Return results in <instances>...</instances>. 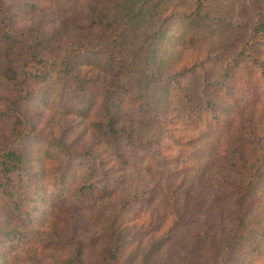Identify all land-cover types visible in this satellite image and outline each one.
Masks as SVG:
<instances>
[{"label": "rangeland", "instance_id": "1", "mask_svg": "<svg viewBox=\"0 0 264 264\" xmlns=\"http://www.w3.org/2000/svg\"><path fill=\"white\" fill-rule=\"evenodd\" d=\"M174 1L176 6L161 0V5L158 7L161 11L175 7L178 16L157 19L155 21L157 26L151 28L148 27L150 22L146 20V17L154 13V10L150 9L139 17L141 22L134 25L130 33L126 29L123 35L112 36L109 41L100 42L94 41L93 38L98 34V30L89 29V22L91 17H98L101 13L113 12L114 15L120 6L117 7L113 0H1L5 16L0 14V55L7 50V55L12 58L15 56L12 51L8 50L10 46V41L7 42L6 39L8 35H15L13 41H31L25 48L28 49L30 46L28 51L32 46L37 45L38 51L44 55L53 53L51 56L57 54L60 47L65 48L73 42H90L100 45L98 50L102 54L101 57L95 56L90 65L84 66L77 74L81 78H87L85 83H80L83 94L87 93L95 97L100 93L96 85L89 79H95L98 84L116 85L124 87L126 91L138 92L141 89V76H136L137 74L125 75L119 67H110L105 61L111 56L129 50L125 43L135 46L138 50L136 57H139L141 65L152 75H155L148 81L150 88H146V105L150 111L149 116L155 119L148 121V124L146 123L142 128H136L141 138V149H143V152H139L137 155L142 157L144 154H148L150 141L153 142L152 138L155 137V140L160 141L162 145L161 149L157 150L162 152L161 158L174 160L162 162V168L165 173H170V177L165 178L162 188L152 191L147 189L149 185L154 184L153 179L150 178L153 169L142 164L141 159H138L137 165H131L132 177L127 186L129 193L135 194V198L130 201L120 194L110 200L104 199L97 203H92L90 200L82 202L78 197L70 195L58 197L61 194L67 195V192L60 193L59 191L55 195L51 186L54 185L57 175L60 174L64 161L58 157L56 152H53L50 161L46 162L45 174H42L43 160L38 149L43 151L47 147L46 140L54 141L61 136L64 144L71 143L76 139L75 147L71 151L73 156L91 150L96 155L100 153L98 154L99 158H102V153L112 145L110 143L108 146L100 145L102 141L109 142L104 138L100 114L93 113L100 104L93 108L89 119L83 120L75 115L67 114L74 106V104L65 101L68 91L63 100L65 102L58 103L56 106L46 105L47 103H42L39 97L35 98L26 107L34 127V133L31 134L32 138L24 140L22 146L29 151L30 162L28 163L36 176L33 179L35 188H33V194H19L15 199L12 197V202L19 205L27 196L29 200L33 201L30 207H33L35 212L30 216L32 225H20L22 214L20 209H16L20 206H11L4 194H0V211H6L11 206L13 215L11 226L9 225L1 231L11 232V237L7 239L10 242L8 244L0 241V264H264V255L259 259L250 256L248 246L233 247L232 252L236 251L237 257L232 260L229 258L226 261L223 259L227 251L228 234L232 225L229 221L231 205L228 204V201L217 199L216 203L223 204L214 208V211L210 212L208 216H202L200 221L198 219L201 216L189 214L190 211H193V206L196 203L198 207L209 204L206 196L203 197L205 193L203 184L206 181L202 185L200 183L210 176L207 174L212 172L211 164L205 167L206 176L195 173L196 176L190 180V183H187L188 189L185 192L182 187L169 194L175 183L178 187L181 181L187 180L189 177L188 168L191 165H198L197 163L200 161H207L212 154V148L220 144L222 136H227L225 132L219 135L221 140L216 145L211 147L210 144L206 145L201 155L202 160H196L195 153H192V157L187 158L182 165L180 163L184 160L183 157L189 153L187 146L176 147V143H173L172 140L167 138L164 140L161 136L165 130V135L175 136L176 139L195 137L206 129L204 121L208 115V111L198 113V122L194 126L196 129L192 132L190 128L193 125H188L183 120L186 110L180 106L179 98L182 94L196 92L200 79L196 80V84L190 85V90L186 92L185 79H182L178 73L202 57L203 47H199V45H202L203 41L202 43L197 41L196 47L188 44L186 47H190L189 51L180 48L177 41L180 37L201 38L204 26L198 25V30L190 32L189 35L182 16L187 11L191 13L192 4L188 2L186 11L180 8L182 0ZM229 1L232 6L226 2L216 3L212 8L213 15L225 13L226 10L237 13L239 19H248L252 15L253 6L250 1ZM232 14L228 18L232 19ZM212 22V19L210 22H206L208 24L206 30L213 26ZM157 29H159V33L155 35ZM209 33H214L213 29H210ZM11 47L16 49L14 44ZM200 49H202L201 52ZM146 60L151 63V66H144ZM226 64L227 61L221 62L219 71L224 70ZM210 67L211 65H205V69ZM143 70V68H139L138 73H143ZM173 74L177 76L172 78ZM145 83L146 79L143 80L144 86ZM44 86L45 82H42L36 84L35 88L39 90ZM4 88L6 87L0 83V98L7 97ZM117 98V95H112L108 100ZM79 100V98H72L70 101L78 103ZM129 101L145 106L143 99ZM129 107L131 110L134 108L133 105ZM82 108L85 106L80 104L75 109ZM124 109L125 107L121 110ZM20 113L23 114L24 111H20ZM133 114H136L135 117L139 116L136 112ZM172 114L176 116L177 123L169 130L166 129L164 126L166 123H164L162 133L157 135L156 126L152 128L149 124H154L156 120L166 121ZM137 121L141 123L140 119ZM12 128L14 126L10 123L9 117L0 115V146L6 137L8 138ZM185 128L186 133L184 132ZM196 130L200 131L194 133ZM227 133H229L228 128ZM34 135L39 138H33ZM125 143L124 139L120 140L121 147ZM163 144L169 146V149H164ZM56 157L60 161H57ZM131 159L134 157L132 156ZM180 165L184 166L187 171L184 170L181 174L176 172L181 167ZM121 167L124 166L121 165ZM74 168H77V165ZM74 172L70 177L65 178L64 191L74 190L72 185L75 183ZM20 177H16L14 183L17 179L19 181ZM20 181V184H23L24 177H21ZM217 187L218 183L215 181L208 185L212 192H215ZM27 188L28 186L25 187V189ZM164 189L168 194L167 197L164 195ZM185 202H189L188 208L184 206ZM198 211L199 208L195 209L193 213ZM2 223L7 222L0 219V224ZM184 223H187L186 228L183 226ZM247 223H249L248 226L253 227L258 225L253 219L246 220L245 225ZM71 228H74L72 236L70 235ZM18 232H21L23 237ZM203 233H207L209 238L207 239ZM169 239L170 242H168ZM115 240L118 242L117 250L111 252L110 245H113ZM76 249L85 252L80 256L75 255Z\"/></svg>", "mask_w": 264, "mask_h": 264}, {"label": "trees", "instance_id": "2", "mask_svg": "<svg viewBox=\"0 0 264 264\" xmlns=\"http://www.w3.org/2000/svg\"><path fill=\"white\" fill-rule=\"evenodd\" d=\"M113 1L117 7L120 6V10H116L114 15L113 12H107L90 19L88 28L98 30V34L93 38L94 41H109L112 36L123 35L126 29L130 33L133 26L141 22L139 17L150 9H153L154 13L146 17V20L150 22L148 27L151 28L157 26L155 22L157 19L178 16L175 7L161 11L158 7L161 5V0ZM162 1L175 5L174 0ZM248 1L253 6L252 15L248 19H239L237 13L230 10L213 15L212 8L216 3L226 2L232 6L229 0L181 1L182 7L180 8L186 11L188 2L192 4L191 13L187 11L182 16L187 33L190 35V32H196L198 25L202 24L204 27L200 35L201 38L180 37L177 41L178 46L187 49V51L190 50V47H186L188 44L196 47L197 41L200 43L203 41V44L199 45V47H203V50H199L200 52L202 50V57L178 73L182 79H185L186 92L190 90V85L196 84L198 79H200L199 86L196 92L182 94L179 102L180 106L186 110L183 120L188 125H193L190 128L191 132L196 129L194 126L198 122V113L208 111L204 121L206 129L189 139L185 137L176 139L172 135L168 137L165 135V130L164 134H161L164 140L167 138L176 143V147L187 146L189 153L183 157L184 160L180 163L182 165L187 158L192 157V153H195L196 160H202L201 155L205 146L216 145L221 140L219 135L226 132L227 136H222L220 144L212 148V154L207 161H200L196 166L191 165L188 168L189 177L187 180L181 181L178 187L175 183L169 192L170 194L171 191L182 187L185 192L188 189L187 183H190L196 174L206 176L205 167L209 164L212 165V172L207 174L210 176L200 183L202 185L206 181L203 184L205 187L203 197L206 196L209 204L198 207L196 203L193 206V211H190L189 214L201 216L198 219L200 221L202 216H208L210 212L214 211V208L223 204L216 203L217 199L229 202L228 204L231 205L229 221L232 225L228 234L227 251L223 258L225 261L237 257L236 251L232 252L235 246H248L250 256L258 259L264 255V0ZM3 11L5 10L0 0V14L5 16ZM231 14L232 19L228 18ZM211 19L213 26L206 30L208 26L206 22H210ZM210 29H213L214 33L210 34ZM158 33L159 29L155 35ZM14 36L6 37L7 42L10 41L8 50L14 53V58L7 55V50L0 55V83L6 87L4 90L7 93V97L0 98V115L9 117L10 123L14 126L8 138L6 137L0 146V194H4L11 206H20L16 207L22 214L20 225H32L30 216L35 212L34 208L30 207L33 201L29 200L27 196L19 205L12 202V197L15 199L19 194H33V188H35L33 179L36 176L28 163L30 162L29 151L22 146L24 140L32 138L31 134L34 133V127L26 107L37 97L42 103H47L46 105L56 106L65 101L74 104L70 113L67 114L75 115L83 120L89 119L93 108L100 104L93 113L100 114L104 138L109 141H102L100 145L108 146L109 143L112 145L102 153L103 157L99 158L98 154L100 153L96 155L91 150L73 156L71 151L75 147L76 139L71 143L64 144L61 136L54 141L46 140L47 147L43 151L38 149L43 160L42 174H45L46 162L50 161L53 152H56L58 157L64 161L60 174L57 175L54 185L51 186L55 195L59 191L60 193L67 192V195L61 194L58 197L70 195L78 197L82 202L90 200L92 203H97L104 199L110 200L120 194L130 201L135 198V194L129 193L127 184L132 177L131 165H137L138 159H141L142 164L153 169L150 178L153 179L154 184L149 185L147 190L162 188L165 178L170 177V173H165L162 168V162L174 159L164 160L161 158L162 152L159 151V153L157 150H160L162 145L160 141L155 140V137L152 138L153 142L150 141L149 153L142 157L137 155L139 152H143V149H141V138L136 128H142L148 121L155 119L149 116L150 111L146 105V88H150L148 81L155 75H152L141 65L139 57H136L138 55L136 47L125 43L129 50L111 56L105 61L110 67H119L125 75L137 74L136 76H141V89L138 92H133L131 89V91H126L121 86L98 84L95 79H89L100 92L93 97L90 94L82 93L80 83H85L87 78H81L77 74L84 66L90 65L95 56L101 57L102 54L98 50L100 45L90 42H73L65 48L60 47L58 53L51 56L53 53L44 55L38 51L37 45L32 46L28 51L30 46L28 49L25 48L31 41H13L15 40ZM13 44L16 49L11 47ZM223 61H227L226 67L219 71ZM205 65H211V67L205 69ZM144 66H151V63L146 60ZM139 68L144 69L143 73H138ZM173 75L172 78L177 76ZM144 79H146L145 86L143 85ZM42 82H45V86L36 90L35 85ZM67 91L68 97L63 101ZM112 95H117L118 98L108 100ZM72 98L80 100L78 103H71ZM142 99L145 106L129 101H141ZM80 104L85 108L75 109ZM132 105L134 108L131 110L129 106ZM124 107L125 109L121 110ZM20 111H24V113L21 114ZM135 112L139 116L135 117L136 114H133ZM174 113L176 115V112ZM175 115H170L166 121L156 120L154 124L149 125L152 128L156 126L155 131L159 135L162 133L164 123H166L164 126L167 130L177 123ZM138 119L141 123L137 121ZM186 128H188L187 125ZM227 128L229 133H227ZM199 131L196 130L194 133ZM171 132H173L172 129ZM33 138L38 139L39 137L34 135ZM121 139L126 142L123 147L120 145ZM163 147L169 149L166 144H163ZM132 156L134 159H131ZM59 158L56 157V160L60 161ZM76 165L77 168L73 169ZM184 170V166H181L176 172L181 174ZM73 172L75 173L73 177L75 183L72 184L74 190L64 191L66 177H70ZM203 173L204 175H202ZM19 176L24 177L23 184H20L21 177L19 181L17 179V183H14V179ZM213 181L218 183L215 192L208 188L209 183ZM26 186H28L27 189H25ZM75 193L78 195H73ZM164 195L168 196L166 189H164ZM188 205L189 202L184 203L186 208ZM11 206L6 211H0V219L7 222L0 224V232L3 228L11 226L13 216ZM198 208L199 211L193 213ZM251 219L258 225L254 227L248 226L249 223L245 225V221ZM183 226L186 228L187 223H184ZM21 232L23 231L21 230ZM21 232L18 233L23 237ZM73 234L74 228H71L70 235ZM203 234L207 239L209 238L207 233ZM10 237L11 232L0 233V241L3 243H10L7 240ZM112 244L110 250L116 252L118 242L115 240ZM84 252V250L76 249L75 255L80 256Z\"/></svg>", "mask_w": 264, "mask_h": 264}]
</instances>
